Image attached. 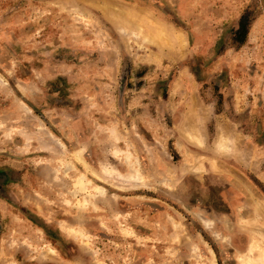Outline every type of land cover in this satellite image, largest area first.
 <instances>
[{
	"label": "rangeland",
	"instance_id": "rangeland-1",
	"mask_svg": "<svg viewBox=\"0 0 264 264\" xmlns=\"http://www.w3.org/2000/svg\"><path fill=\"white\" fill-rule=\"evenodd\" d=\"M245 257L264 264V0H0V264Z\"/></svg>",
	"mask_w": 264,
	"mask_h": 264
},
{
	"label": "bare ground",
	"instance_id": "bare-ground-1",
	"mask_svg": "<svg viewBox=\"0 0 264 264\" xmlns=\"http://www.w3.org/2000/svg\"><path fill=\"white\" fill-rule=\"evenodd\" d=\"M223 141L225 142L224 143V145L226 146V147H229V142H228V140L227 139H223ZM79 156V155H78ZM79 160H81V159H79ZM138 173V172H137ZM137 173H132V176L130 177V178H128L130 181H139V182H141L142 181V178L141 177H139V175H137ZM140 174V173H139ZM127 179V178H126ZM154 179V178H153ZM144 180V179H143ZM129 181V182H130ZM145 181V180H144ZM87 182V181H86ZM79 183H80V185H81V187L83 188V185H84V182H83V179L81 178L80 180H79ZM87 183H89V182H87ZM147 183V182H146ZM133 184V183H132ZM143 184V183H142ZM85 185H87V184H85ZM85 185H84V187H85ZM129 185V184H128ZM77 186H79V184L77 185ZM133 187V186H132ZM138 188V187H137ZM86 189V188H85ZM83 190H84V188H83ZM82 190V191H83ZM85 191V190H84ZM97 191H99L100 192V194L101 195H103L104 194V190H102V189H97ZM88 198V197H87ZM256 201V200H255ZM212 230V229H211ZM260 261H263L264 262V260H260ZM259 262V261H258ZM241 264H257V262L256 261H252V259L251 258H248V257H245V258H243L242 259V263ZM263 264V263H262Z\"/></svg>",
	"mask_w": 264,
	"mask_h": 264
},
{
	"label": "trees",
	"instance_id": "trees-1",
	"mask_svg": "<svg viewBox=\"0 0 264 264\" xmlns=\"http://www.w3.org/2000/svg\"><path fill=\"white\" fill-rule=\"evenodd\" d=\"M246 27L245 24L242 22L240 25L239 30L236 32V37L243 41L244 37L246 36Z\"/></svg>",
	"mask_w": 264,
	"mask_h": 264
}]
</instances>
